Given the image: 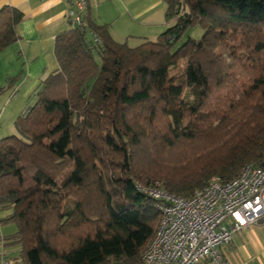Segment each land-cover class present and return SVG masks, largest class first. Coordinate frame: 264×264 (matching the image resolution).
Returning a JSON list of instances; mask_svg holds the SVG:
<instances>
[{
    "label": "trees",
    "instance_id": "obj_1",
    "mask_svg": "<svg viewBox=\"0 0 264 264\" xmlns=\"http://www.w3.org/2000/svg\"><path fill=\"white\" fill-rule=\"evenodd\" d=\"M164 2L136 47L89 19L58 34V69L0 139L1 241L23 264H144L159 212L136 186L187 199L264 169V0ZM22 20L0 9V52Z\"/></svg>",
    "mask_w": 264,
    "mask_h": 264
},
{
    "label": "crops",
    "instance_id": "obj_2",
    "mask_svg": "<svg viewBox=\"0 0 264 264\" xmlns=\"http://www.w3.org/2000/svg\"><path fill=\"white\" fill-rule=\"evenodd\" d=\"M5 6L16 8L23 15L17 26L18 41L0 52V88L20 75L0 96V122L14 121L15 126L18 116L34 103L33 94L43 80L58 69L54 40L75 27L76 7L74 0H0V9ZM165 11L164 0H89L83 24L89 19L107 26L114 41L132 42L135 45L129 46L136 47L154 41L166 29ZM2 253L0 261L9 260V252ZM221 256L226 264H264V221L234 234L222 248ZM13 262L16 261L9 264Z\"/></svg>",
    "mask_w": 264,
    "mask_h": 264
},
{
    "label": "built area",
    "instance_id": "obj_3",
    "mask_svg": "<svg viewBox=\"0 0 264 264\" xmlns=\"http://www.w3.org/2000/svg\"><path fill=\"white\" fill-rule=\"evenodd\" d=\"M74 2L73 25L79 27L89 0ZM136 187L157 201L159 212L144 264H226L221 250L233 235L264 221V169L252 164L228 182L212 177L187 199Z\"/></svg>",
    "mask_w": 264,
    "mask_h": 264
},
{
    "label": "rangeland",
    "instance_id": "obj_4",
    "mask_svg": "<svg viewBox=\"0 0 264 264\" xmlns=\"http://www.w3.org/2000/svg\"><path fill=\"white\" fill-rule=\"evenodd\" d=\"M188 35L191 38H193V39H199L201 37V35H202V30L200 28L191 29V30H189ZM127 45L129 46V45H135V44L131 42V43L127 44ZM227 61L229 63L231 62V60H229V59H227ZM1 133H2V135H1L0 139L4 138L6 136H10V135H14V134L16 135L17 132L15 130L14 121L13 122L12 121L11 122H7V123L0 122V134ZM9 212H10V210H2V211H0V219L1 220L5 219V214H7ZM1 228H2V230H0V256L3 254L2 252L7 251V252H9V260H7L8 263H9V261L15 260L16 262L15 263L13 262L12 264H23V262L21 261L20 257L18 256V254H19L18 253V248L17 247H12V248H8L7 247V248H5V247H3V243L1 241L3 238L11 236V235H13L16 232L15 224H13V223H5L3 225L1 224ZM6 259H8V258H5V260ZM2 261H4V259L0 261V264L3 263Z\"/></svg>",
    "mask_w": 264,
    "mask_h": 264
}]
</instances>
